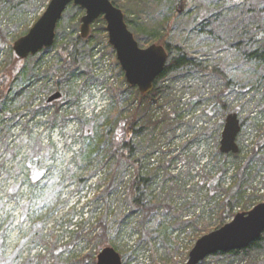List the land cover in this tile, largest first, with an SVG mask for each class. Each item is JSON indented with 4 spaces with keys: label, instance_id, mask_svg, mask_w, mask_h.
<instances>
[{
    "label": "trees",
    "instance_id": "obj_1",
    "mask_svg": "<svg viewBox=\"0 0 264 264\" xmlns=\"http://www.w3.org/2000/svg\"><path fill=\"white\" fill-rule=\"evenodd\" d=\"M111 1L117 6L113 0ZM179 2L186 5L197 3L196 0H179ZM224 2L228 6H241L244 9L246 18L253 19L256 23H259L252 30L250 37L242 40V42L246 43L240 44L242 46L238 48V55L241 59V65H247L250 69L261 72L256 79L255 86H252L257 89H249L261 90L259 95L263 97L264 51L262 46L264 43V26H260L259 5L252 0H224ZM24 5H29L28 1L0 0V13L3 10L8 14H12L13 11L20 12L21 7ZM71 8L75 9L77 13L82 12L78 6L72 4H69L66 9ZM199 10L202 11L203 18L197 22L201 26L204 27L205 25L212 28L211 31L220 29L221 24L217 23V21L220 22V9L205 11L200 6ZM176 12L178 11H175L174 14ZM123 13L125 15L124 11ZM192 19L193 22H196L195 18ZM125 20L129 27L126 15ZM98 21H101V26H96L95 31L93 30L86 38H81L79 35L76 36L73 42L64 41L65 37L63 38L61 35L63 34L61 31H64L65 28L61 29L58 26L59 24H57L53 44L57 46L56 54L64 62V68L61 65H51L50 68L49 65L46 66L47 62L45 64L39 60L40 64L33 69V71L37 70L39 74L28 72V76L35 82L42 79L47 80V78L53 76L55 79L51 93H61V97L57 100L47 102L49 96L37 100L35 96L31 95V91L27 89L31 83L30 81L26 86H24L25 83L23 84L24 95H29V98L21 106L23 111H15L13 101L20 96L23 90L21 89L22 91L20 90L19 92L13 91L18 73L14 74L12 71L10 72L1 67L2 62L0 59V135L8 140L5 141V146L8 147L10 145L9 147L12 149V138L10 137L9 129L14 121L16 123L15 126H17V133L25 138L22 142L27 143V149L22 158L23 166L18 165L19 162H16L9 171L13 176L5 172L6 180L9 182L5 192L9 198L13 199V206H18V212L17 214L12 212L9 214L3 212V206L0 208V264H96V256L102 248L111 246L117 250L114 242L116 234L120 232L121 225L128 221V217L133 215L135 211L144 212L141 216V224L145 220L147 222L156 218L159 227V224L161 225L165 221L166 216H169L168 213L160 216L159 209H166L171 214L172 207L164 205L162 200L152 194L151 187L156 174L161 168H166L170 162L164 160L161 164L157 162L156 165L149 166V160L154 161L155 155L159 153L157 134L165 136L166 132H169V136H166L167 140L175 139L177 141L179 144L177 148L180 149L182 152L180 155H183L185 160L186 158L190 160L197 157V162H200L201 158H205L204 164L206 162H215L217 164L218 162H223L229 156H237V153H222L219 147L217 148L216 146L220 136L221 121L209 122L208 126H199L197 122L203 116L212 118L218 113L226 114L232 107L228 102V97L235 93H246L247 95L250 90H246L245 84L241 83V81L231 78L225 71V67L220 64H212L210 59L192 54L193 52L184 46L187 38H183L175 44L168 43L166 41L167 35H169L168 30H171L174 23L172 18L166 23L165 28L168 33L156 40L157 44L166 48L168 58L163 72L155 79L150 92L140 94L135 89L136 87L125 83L121 73L122 82L120 85L112 82L106 84L107 87L100 88V91L103 89L100 94L105 97L101 108L88 113L89 115L81 114L77 111H69V108L74 103L81 101L83 94L80 89L85 87L87 82H92L96 79L92 74L94 72L92 60L88 55L86 60L85 57H82L80 53V47L82 46H79V44L81 43L90 49L93 47L91 45L92 39L96 38L98 34L103 33V37H106L104 21L98 18L94 25ZM5 29L7 30V28L0 26V55L1 52L8 49L12 38L10 28L7 31ZM165 36L166 38H164ZM60 37H62V43L58 46ZM29 57L32 58L34 55ZM188 75L199 76L203 82H211L209 84L214 85V87L220 86L211 92L209 91L210 93H207L201 101L194 97L195 94H182L183 106L189 107L190 116H193V131L191 135L186 134L184 137L185 134L182 135L178 131L183 125L191 126L189 124L190 118L186 119L188 115L186 116L182 113L183 109L179 108L177 101L172 107L170 104L172 102L171 91L176 78H186ZM77 80H80V83L82 82L81 84L79 83V93L71 90V86ZM214 80L216 81L215 84ZM99 83H103V81ZM131 92L134 93L136 98L126 95L131 94ZM153 107L162 108V113L153 117L149 114ZM236 111L238 112V110ZM24 115L28 116V120L24 119ZM61 117L64 118L63 123L65 119H68L73 120L76 124L74 132L77 133V137L74 144H77V148L71 150L70 160L76 165L79 164L82 168H86V172H82V174H77L69 169L67 177L71 181H75L77 192L81 193L84 188H89L88 186H90L93 195L87 198L84 194L82 200L78 199L76 203L70 204L64 213L54 214L53 209L47 207L44 216L37 218L38 216H30V199L22 197L21 187L26 185L30 192H34L37 189H42L43 185L47 186L48 183L46 181L43 182V180L52 165L51 161L54 160V155L49 153L52 148L48 140L44 142L36 134L32 142L33 130L31 126H28V123L36 119L35 125L39 124L41 126L47 123L52 128L56 126ZM21 118L24 120L23 122L20 120ZM244 123L243 119L240 122L241 128L245 125ZM212 137L214 139L213 148H211L213 151L206 153V150L202 151L201 147L198 146L194 148L191 155H186L189 145L197 143L201 138L210 139ZM260 146V143L257 144L251 150L252 155L249 160L239 165L242 166V173L250 167L254 156L258 154ZM8 153L13 157L16 155L12 151ZM91 159H95L96 164L91 165V170H89L90 167L86 162L91 161ZM260 159L264 161V158L261 157ZM47 160L48 162L45 163ZM0 166L3 167L4 163L2 162ZM202 166L200 162V167L202 168ZM165 174L167 176L170 175L166 170ZM225 177H227V173L223 166L215 176L206 181L208 183V196L211 198L217 195V200L211 209H216L217 213L220 212L218 221L214 224L215 228L223 225L226 222L225 220L233 215L234 206L237 200L242 197H237L241 195L240 185L238 186L234 181L227 183ZM201 181V179H198L196 184L199 185ZM62 183L59 179L54 186L60 189L62 188ZM57 192L59 194L60 191ZM119 192L124 195L123 200L130 205V212L122 215L121 208H114L112 211L109 208H105L100 214L98 209L101 203L116 200L115 196ZM182 193L184 192L182 191ZM246 207L247 204H243L239 209L244 210ZM196 218L183 222L178 226V229L182 230L187 223L189 225H197L199 216ZM23 225L29 227V237L23 236L21 231ZM63 225L70 228L69 230H64L65 234H62ZM11 228L17 229L18 237L14 245L8 247L6 243L7 233ZM201 230L204 232L205 229ZM113 232L115 233L111 236ZM262 246H264V231L257 240L246 248L215 253L207 256L198 264H210V262H214L213 264L226 263L221 258L229 259L240 251L242 256H246V254H252L251 251L259 250ZM259 264H264V259Z\"/></svg>",
    "mask_w": 264,
    "mask_h": 264
},
{
    "label": "rangeland",
    "instance_id": "obj_2",
    "mask_svg": "<svg viewBox=\"0 0 264 264\" xmlns=\"http://www.w3.org/2000/svg\"><path fill=\"white\" fill-rule=\"evenodd\" d=\"M26 1H28L29 5L21 7L20 12L13 11L10 15L3 10L0 13V26L2 28H7V30L10 28L12 36L8 49L1 52V67L10 72L12 71L14 74L18 73L13 91L16 90L19 92L21 89L23 90H21L20 96L13 101V107L17 112L20 110L23 111L21 106L25 103V100L29 98V95H24L25 89L23 88L30 81L31 83L27 89L31 91V95L35 96L37 100L46 98L52 94L51 91L55 79L53 76L47 78V80L42 79L37 82L28 76L29 71L30 73L34 72V74H39L37 70L33 71V69L40 64L39 60L43 61V63L47 62L46 66L49 65L50 68L51 65H61L63 68L65 66L64 62L61 61L56 54L57 46L54 44L39 52V54L34 55L32 58L20 59L14 53L12 49L14 41L27 33L28 29L44 11L48 0ZM113 1L128 17V28L140 47L143 48L152 43L157 44L156 40L160 39L162 35L168 32L169 35H167L166 41L170 44L178 43L183 38H187L184 42V46L193 52L192 54L210 59L212 64H220L225 67V71L231 78L245 84L246 90L249 88L257 89L252 86H255L256 79L260 76L261 72L254 71L250 69L249 66L240 64L241 59L238 55V48H241L242 45L240 46V44L246 43L244 41L242 42V40L248 39L252 30L259 23H256L253 19L246 18L244 9L241 6H228L224 0H196L197 3L193 5L181 4L179 0ZM252 1L259 5L260 26H264V0ZM200 6L205 11L210 9L221 10L220 22L217 21V23L221 24L220 29L218 28L211 31L212 28L205 25L203 27L197 22L203 18L202 11L199 10ZM175 11L178 12L174 14ZM63 13V16L58 22V26L61 29L65 28L64 31H61L63 32L61 35L63 38L65 37L64 41L73 42L76 36L79 35V20L84 14V11L82 10L81 13H77L75 9L71 8L68 10L66 9ZM171 18L174 19V23L171 30L167 32L165 28L166 23ZM192 18H195L196 22H193ZM94 23L91 25L90 33L93 30L95 31L96 26L99 27L102 24L101 21H98L96 25H94ZM103 36L104 34L102 33L98 34L96 38H93L91 44L93 47L90 49L85 45L83 46L81 43L79 44V46H82L80 47L82 57H85L86 60V56L88 55L92 60V68L94 71L92 74L96 79L92 82H87L86 86L81 89L79 87L82 83H80V80L73 83V86H71L72 92H78L80 89L83 95L80 102L74 103L69 108L71 112L77 111L81 114H88L95 109L98 110V108H101L105 99V97L100 94V88H105L107 87L106 84L112 82L117 85H120L122 82V70L116 60L115 52L112 47L107 44V35L106 37ZM61 38L62 37L59 38L60 40L58 39V46L62 43ZM164 38H166V36ZM21 70H23V72L20 73ZM100 81H103V83H99ZM213 82L215 84L216 81L214 80ZM24 83L25 85L23 86ZM209 83L203 82L199 76L196 77L195 75H188L186 78H176V81L173 83L171 91L172 102L170 105L171 107L174 106L177 101L179 103V108L183 109L182 113L186 116L188 115L186 119L190 118L189 124L191 126L183 125L178 131L182 135L185 134L184 137L186 134L191 135L193 131V116H190L191 112H189V107L183 106L184 101L182 103L181 96L184 93L190 95L195 94L194 97L201 101L207 93H210L220 86L217 85L214 87V85ZM260 91L261 90H250L247 95L246 93L229 95L228 102L232 106L229 112L226 114L218 113L212 118L203 116L197 122L199 126H208L209 122L213 123L218 120L221 121L222 130L224 119L228 114L238 110L239 114L237 111L236 112L239 122L244 119L245 125L240 128V132L236 137V144L238 146L237 156H229L223 161L224 165L223 162H218L217 164L215 162H206L204 164L206 159L201 158L200 162L203 165L201 168L200 162H197V157L190 160L189 158H186V160L183 159V155H180L182 152L177 148V145H179L177 141L175 139L171 141L170 139L167 140L166 136H169V132H166L165 136L157 134L156 139L158 138L159 141L157 144L159 145V153L155 155L154 161L149 160V166L152 167L156 165L157 162L161 164L164 160L170 162L166 168H161L156 174L154 183L151 187L152 194L162 200L164 205L172 207V212L170 214V211L166 209H159L160 216L165 215V213L169 214V216H166L165 221H163L161 225L159 224V227L156 218H153V220L150 219L147 222L145 220L143 223L145 225L141 224V216L144 212L139 210L129 216V220L127 218L128 221L121 225L122 228L120 227V232L116 234L114 240L116 251L122 258V264H165V261H167L166 264H185L188 253L195 241L202 235L216 229L214 224L218 221L220 212L217 213L216 209H211L213 208L214 202L217 200V195L211 198L208 196V183L206 181H209L211 177L215 176L223 166L227 173V177H225L227 183L234 181L238 186L240 185L241 195L237 197H242L237 200L233 215L237 212L248 211L254 205L264 202V161L260 159L261 157L264 158V96L261 97L259 95ZM126 95L134 97L133 92ZM160 113H162V108L153 107L149 111V114L153 117ZM24 116V119L28 120V116ZM20 120H22V122L24 121L22 118ZM35 120H31L28 123V126H31L33 130L32 142L36 134L40 136L44 142L48 140L52 148L49 150V153L54 155V160L51 161L52 165L48 169L43 180V182L46 181L48 185H43L42 189H37L34 192H30L29 188L23 185L21 187V194L22 197L30 199V216H38L37 218H41L44 216L47 207L52 208L54 214L60 212L64 213L70 204L76 203L78 199L82 200L84 194L87 198L93 194L90 190V186H88L89 188H84L81 193L77 192L75 181H71L69 177H67L69 169L77 174L86 172V168H82L79 164L78 166L70 160L71 150L77 148V144H74L75 138L77 137V133L74 132V128L76 127L75 122L65 119L63 123L64 118L61 117L56 126L51 128L47 123L41 126L39 124L35 125ZM15 124L16 123L13 121L9 129V134L12 138V149L9 147L10 145L8 147L5 146V141L7 139L2 138L0 135V164L2 162L4 163L3 167L0 166V208L3 206V212L9 214L11 212L17 214L18 206L14 207L13 199L6 195L5 191L7 190L9 182L6 180L5 172L13 176V174L9 172L11 167L14 166L16 162H19L18 165L23 166L22 158L27 149V143L22 142L25 138L17 133V126H15ZM219 140L220 137L217 141V148L219 147ZM213 141V137L210 139L201 138L197 143L189 145L186 155H191L194 148L198 146L201 147L202 151L206 150V153H209L212 150L211 148H213ZM259 143L261 146L258 149L257 156H254L250 167L242 173V166L239 165L249 160V157L252 155L251 150ZM9 151H12V153L16 155L14 157L11 156L8 153ZM47 162L48 160L45 161V163ZM86 163L90 167L96 164V160L91 159V161ZM89 170H91V167ZM165 170L169 172L170 175L167 176ZM59 179L63 182L61 185L62 188L60 189L54 186ZM198 179L202 180L200 183L201 185L196 184ZM183 187H185V189H183ZM181 190L184 193H182ZM57 191H60L59 194ZM123 196L124 195L119 192L118 195L115 196L116 200L102 202L98 209L100 214H102L105 208H109L110 211L114 208H121L120 211L122 215L130 212V205L123 200ZM243 204H247L246 209H239ZM198 216L199 221L197 225H189V223H187L186 225L183 224L185 226L182 230L178 229V226L183 222L195 219ZM231 217L225 221L228 222ZM62 227V234H65L64 230L70 229L66 225ZM201 229H205L204 232H202ZM21 231L23 232V236H30L29 227L27 225H23ZM114 233L115 232H113L111 236H113ZM17 237V229L11 228L7 233V246L12 247ZM251 253L252 254L242 256L240 251L229 259L221 258L222 261L226 263H220L259 264V262L264 259V246L257 251H251ZM213 263L214 262H210V264Z\"/></svg>",
    "mask_w": 264,
    "mask_h": 264
},
{
    "label": "water",
    "instance_id": "obj_3",
    "mask_svg": "<svg viewBox=\"0 0 264 264\" xmlns=\"http://www.w3.org/2000/svg\"><path fill=\"white\" fill-rule=\"evenodd\" d=\"M69 4L84 11L79 20L81 38H86L92 23L102 18L108 44L115 52L125 82L136 87L140 94L150 92L155 79L164 70L168 52L164 46L156 43L140 47L128 28L124 13L111 0H50L27 33L14 41L12 49L17 57L25 59L53 44L56 26ZM262 48L264 51V43ZM60 97L61 93L55 92L47 102ZM239 131L237 114H228L221 131L220 152L237 153L236 137ZM263 231L264 202H261L248 211L235 213L230 221L199 237L189 251L185 264H198L207 256L219 252L242 250L257 240ZM96 264H122V259L113 247L106 246L98 253Z\"/></svg>",
    "mask_w": 264,
    "mask_h": 264
},
{
    "label": "built area",
    "instance_id": "obj_4",
    "mask_svg": "<svg viewBox=\"0 0 264 264\" xmlns=\"http://www.w3.org/2000/svg\"><path fill=\"white\" fill-rule=\"evenodd\" d=\"M148 263V262H147ZM141 264H145V263H141Z\"/></svg>",
    "mask_w": 264,
    "mask_h": 264
}]
</instances>
